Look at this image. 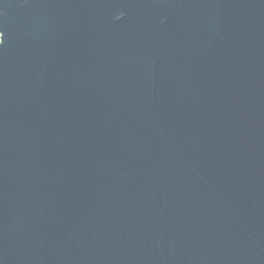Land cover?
<instances>
[{
  "label": "water",
  "instance_id": "water-1",
  "mask_svg": "<svg viewBox=\"0 0 264 264\" xmlns=\"http://www.w3.org/2000/svg\"><path fill=\"white\" fill-rule=\"evenodd\" d=\"M0 264H264V0H0Z\"/></svg>",
  "mask_w": 264,
  "mask_h": 264
},
{
  "label": "snow or ice",
  "instance_id": "snow-or-ice-1",
  "mask_svg": "<svg viewBox=\"0 0 264 264\" xmlns=\"http://www.w3.org/2000/svg\"><path fill=\"white\" fill-rule=\"evenodd\" d=\"M0 37H3V33H0ZM3 38H0V43H2Z\"/></svg>",
  "mask_w": 264,
  "mask_h": 264
}]
</instances>
